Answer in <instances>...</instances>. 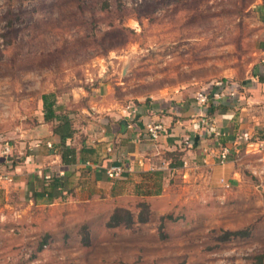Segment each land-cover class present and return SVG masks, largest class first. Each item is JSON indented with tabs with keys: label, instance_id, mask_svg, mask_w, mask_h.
Here are the masks:
<instances>
[{
	"label": "rangeland",
	"instance_id": "obj_1",
	"mask_svg": "<svg viewBox=\"0 0 264 264\" xmlns=\"http://www.w3.org/2000/svg\"><path fill=\"white\" fill-rule=\"evenodd\" d=\"M262 42L264 0H0V150L39 124L44 94L66 104L109 84L129 103L196 98L254 73ZM247 166L237 182L190 165L164 173L158 195H139L157 190L139 175L16 222L0 215V264H264V165ZM143 202L146 223L106 226Z\"/></svg>",
	"mask_w": 264,
	"mask_h": 264
},
{
	"label": "crops",
	"instance_id": "obj_2",
	"mask_svg": "<svg viewBox=\"0 0 264 264\" xmlns=\"http://www.w3.org/2000/svg\"><path fill=\"white\" fill-rule=\"evenodd\" d=\"M261 48L263 52L264 42ZM234 81L239 86L230 101L214 113L209 111L221 134L217 141L199 126L203 111L194 96L186 98L183 91L174 94L175 98L153 97L136 104L111 99L107 84L106 88L79 94L78 100H73L77 105L70 99L67 101L72 104H53L54 117L46 121L42 111L39 124L23 133L18 146L11 144L13 154L8 162L1 146L0 171H8L10 180L0 182V215L12 223L29 209L70 201L73 194L88 201L111 187L113 181L105 170L113 166H125L122 179H136L149 171L183 170L191 165L211 174L227 169L237 182L248 169V160L260 162L261 158L264 165V150L255 153L248 148L250 142L264 144V58L254 73ZM151 124L163 125L158 138L149 134ZM222 146L231 151V161L223 168L218 161ZM47 177L60 178L66 187L51 203L33 196L42 190Z\"/></svg>",
	"mask_w": 264,
	"mask_h": 264
},
{
	"label": "built area",
	"instance_id": "obj_3",
	"mask_svg": "<svg viewBox=\"0 0 264 264\" xmlns=\"http://www.w3.org/2000/svg\"><path fill=\"white\" fill-rule=\"evenodd\" d=\"M238 86L239 85L236 83V81L232 79L219 80L214 82L211 87L199 92L195 98L196 105L203 111L204 114L199 126L202 127L203 131L207 135H209L211 138H215L216 141L217 138L221 136V134L217 130L214 119L210 117L211 115H209V111L218 109L220 106L225 104V102L228 100L230 101L231 93L233 94L235 88ZM213 90H215V92L213 95H211ZM163 130L164 128L162 124H151L148 126V132L152 138H158ZM255 143L256 142H250L248 145V148L251 149V152H262L264 150V144L262 142H257V144ZM12 152V146L10 144L6 143L3 145L2 155L7 158V162L12 155ZM230 154L231 151L226 146H222V150L218 158L219 164L224 165L228 161ZM125 172V166H113L105 170L107 177L111 180L122 178ZM4 180H10L8 171H0V182Z\"/></svg>",
	"mask_w": 264,
	"mask_h": 264
},
{
	"label": "trees",
	"instance_id": "obj_4",
	"mask_svg": "<svg viewBox=\"0 0 264 264\" xmlns=\"http://www.w3.org/2000/svg\"><path fill=\"white\" fill-rule=\"evenodd\" d=\"M41 110L44 111V119L50 120L55 115V110L53 108V100L51 96L48 94H44L42 96V105ZM215 110H212L211 113H214ZM42 113V112H41ZM162 176H164V171L157 170V171H149L142 174V177L144 178L142 181L149 184V182L154 183V185L157 187V190L154 191L153 188L147 187L146 192H140L139 195L142 196H152V195H158L161 192L162 189ZM147 178V179H146ZM141 186L138 187L140 189ZM66 189L65 183L60 180V178H45L43 179V188L42 190L34 192V197L37 198H44L47 203H51L54 199L60 197L61 193ZM142 211L138 214V216H135L130 210L117 208L114 210V212L110 215L108 222L106 223V226L109 228H114L118 226H125L130 227L134 223H146L149 219V204L146 202H143L141 205ZM232 236H245L247 235L244 232H236V233H228L227 236L224 238V240H228L229 237ZM86 238V237H85Z\"/></svg>",
	"mask_w": 264,
	"mask_h": 264
}]
</instances>
